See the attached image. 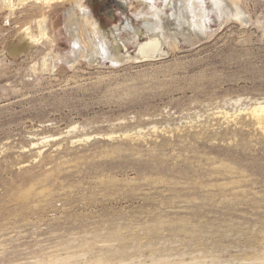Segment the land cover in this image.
I'll return each mask as SVG.
<instances>
[{
    "label": "rangeland",
    "instance_id": "1",
    "mask_svg": "<svg viewBox=\"0 0 264 264\" xmlns=\"http://www.w3.org/2000/svg\"><path fill=\"white\" fill-rule=\"evenodd\" d=\"M115 1L84 6L137 49ZM211 1L189 30L165 10L161 60L70 69L77 0H0V264H264V0Z\"/></svg>",
    "mask_w": 264,
    "mask_h": 264
},
{
    "label": "bare ground",
    "instance_id": "2",
    "mask_svg": "<svg viewBox=\"0 0 264 264\" xmlns=\"http://www.w3.org/2000/svg\"><path fill=\"white\" fill-rule=\"evenodd\" d=\"M28 1H35L39 4H53L57 1L62 2L63 0H18L19 3H26ZM123 1L125 4L127 1L130 3L131 1H137L139 4H142L141 10L135 13L133 17L136 18V24L133 21V18L124 14L126 20L124 27H126L128 31L135 33V36L137 35V31H146L149 40L144 44H138V48L136 49L137 46H133L134 44H132L135 40L133 38L128 44H132L133 48L131 50L134 49L135 53H126V51L131 50L130 48H127L128 46L126 45H124L123 48L120 47L119 43L122 41V29L120 30V28L114 27L111 30L105 31L97 20L92 21L93 17L91 12L84 6L85 0H77V2L74 3L75 5L66 12V28L73 43V49L70 52L71 59L66 61L70 69L73 68L75 64L82 61L97 64L104 63L105 65L112 64L113 67H120L126 63H139L151 59L161 60L168 56L169 51H178L180 46L179 42L181 41V38H183V35L176 34L172 36L167 34L169 32H164V22H166V20L163 22L162 17L165 14V10L168 8L170 9L171 19L176 22L178 29L186 27L185 20L189 17V14H194L198 19L196 21L203 26H205L204 24L207 20V0H190L191 5H189V0H160L162 3L160 6L157 5L158 0ZM220 1L221 0H212V9L214 7V9L218 10L219 12L217 11L218 13L216 14H219L221 17L228 16L227 18H229L233 14L225 11L221 6ZM9 2L10 3L8 5L14 9L17 4L14 1ZM38 27L40 35L36 36L28 29L27 33H25L26 40L28 39L30 42H33L36 37L39 36L41 39L50 41L51 36L48 19L39 20ZM187 29L189 30V28ZM136 41H138V39ZM27 46L29 47V45H26V47ZM51 60H53L52 57L46 58L44 64L47 70L51 69L52 71L56 66H58V59L53 60L54 62L49 64ZM253 114L257 117L259 123H263L264 105L254 108Z\"/></svg>",
    "mask_w": 264,
    "mask_h": 264
},
{
    "label": "water",
    "instance_id": "3",
    "mask_svg": "<svg viewBox=\"0 0 264 264\" xmlns=\"http://www.w3.org/2000/svg\"><path fill=\"white\" fill-rule=\"evenodd\" d=\"M113 2L116 4V5H118L121 9H123V4H121L120 2H117V1H115V0H113Z\"/></svg>",
    "mask_w": 264,
    "mask_h": 264
},
{
    "label": "flooded vegetation",
    "instance_id": "4",
    "mask_svg": "<svg viewBox=\"0 0 264 264\" xmlns=\"http://www.w3.org/2000/svg\"><path fill=\"white\" fill-rule=\"evenodd\" d=\"M95 1V0H94ZM98 1V0H97ZM100 2H102V1H100ZM109 6H110V4H108Z\"/></svg>",
    "mask_w": 264,
    "mask_h": 264
}]
</instances>
